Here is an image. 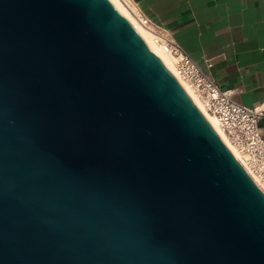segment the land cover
<instances>
[{"label": "water", "instance_id": "1", "mask_svg": "<svg viewBox=\"0 0 264 264\" xmlns=\"http://www.w3.org/2000/svg\"><path fill=\"white\" fill-rule=\"evenodd\" d=\"M0 264H264V189L112 0H0Z\"/></svg>", "mask_w": 264, "mask_h": 264}, {"label": "crops", "instance_id": "2", "mask_svg": "<svg viewBox=\"0 0 264 264\" xmlns=\"http://www.w3.org/2000/svg\"><path fill=\"white\" fill-rule=\"evenodd\" d=\"M129 1L235 100L264 109V0Z\"/></svg>", "mask_w": 264, "mask_h": 264}, {"label": "built area", "instance_id": "3", "mask_svg": "<svg viewBox=\"0 0 264 264\" xmlns=\"http://www.w3.org/2000/svg\"><path fill=\"white\" fill-rule=\"evenodd\" d=\"M167 48L180 57L182 76L196 88L218 118L228 139L242 152L247 153L255 170L264 180V135L259 129V119L264 116L261 105H247L233 98V89L222 88L205 74L192 56L166 34Z\"/></svg>", "mask_w": 264, "mask_h": 264}, {"label": "bare ground", "instance_id": "4", "mask_svg": "<svg viewBox=\"0 0 264 264\" xmlns=\"http://www.w3.org/2000/svg\"><path fill=\"white\" fill-rule=\"evenodd\" d=\"M116 7L124 14V16L129 20V22L137 29L144 40L152 48V50L161 58V60L166 64V66L171 70V72L176 76V78L184 85L189 94L194 98L200 108L204 111L213 125L217 128L220 134L224 137L227 143L231 146L233 151L237 154L246 168L251 172L255 179L264 189V180L262 179L261 173L256 172V168L253 165V161L247 153L242 152L236 145H234L230 139H228L225 134L218 118L215 114L209 111V107L204 99L201 98V94L192 86L180 73L179 61L180 57L172 53L168 48L167 44L162 41L163 37L160 36L154 29H151L138 21L131 10L128 8L124 0H112Z\"/></svg>", "mask_w": 264, "mask_h": 264}, {"label": "rangeland", "instance_id": "5", "mask_svg": "<svg viewBox=\"0 0 264 264\" xmlns=\"http://www.w3.org/2000/svg\"><path fill=\"white\" fill-rule=\"evenodd\" d=\"M127 5H128V8L131 10L132 14L138 18V21H140L141 23H143L144 25H146L147 27L151 28V29H154L160 36H162L164 38L165 36V33L161 31L160 28L156 27V26H153L150 22H148L142 15L141 13H139L136 8L131 5L130 1L129 0H124ZM162 41L165 42L164 39H162ZM166 43V42H165Z\"/></svg>", "mask_w": 264, "mask_h": 264}]
</instances>
